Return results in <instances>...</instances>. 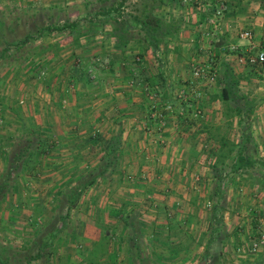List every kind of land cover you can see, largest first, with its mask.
I'll list each match as a JSON object with an SVG mask.
<instances>
[{
  "label": "crops",
  "instance_id": "obj_1",
  "mask_svg": "<svg viewBox=\"0 0 264 264\" xmlns=\"http://www.w3.org/2000/svg\"><path fill=\"white\" fill-rule=\"evenodd\" d=\"M222 1L227 9L221 30L208 37L204 12L185 0H164L156 13L172 18L176 29L158 50L142 52L134 38L124 49L117 45L105 14L115 6L112 0H0V159L13 153L15 140H27L17 154L30 157L22 174L14 166L4 181L10 183H3L12 187V198L0 199V244L11 245L10 230L27 233L29 220L46 217L54 189L73 186H84L75 231L84 251L99 256L104 232L110 236L108 251L127 252L133 264L169 262L167 249L156 240L162 233L176 255L191 253L172 264H193L198 252L218 248L216 237L224 236V243L235 236L245 240L264 227L257 217L264 210V65L238 60L249 43L238 31L251 28L252 43L264 42V0ZM71 21L74 31L54 30ZM233 44L239 45L237 52L229 49ZM96 57L106 63L96 64ZM195 60H225L228 66L207 88L203 116H170L161 132L147 133L149 94L171 96L190 77ZM228 76L251 100L245 153L254 163L237 171L231 165L219 180L212 167L218 144L211 126H228L226 136L235 143L243 137L244 122L217 97ZM12 125L50 147L11 133ZM43 149L50 150L48 160L39 158ZM6 168L0 161V173ZM88 172L93 175L84 181ZM217 183L224 189L225 209L216 213L215 202L207 201L214 207L206 212L204 195L219 199ZM26 185L33 188L22 199L28 206L18 201ZM6 204L16 213L9 214ZM131 214L138 216V226Z\"/></svg>",
  "mask_w": 264,
  "mask_h": 264
},
{
  "label": "rangeland",
  "instance_id": "obj_2",
  "mask_svg": "<svg viewBox=\"0 0 264 264\" xmlns=\"http://www.w3.org/2000/svg\"><path fill=\"white\" fill-rule=\"evenodd\" d=\"M116 1L117 0H112L111 3L115 4ZM142 3L143 0L126 1L123 10L124 16L127 17L128 14H132V15L139 14ZM242 51L244 52V50ZM219 61L214 60L217 73L219 70H227L228 68L226 64L227 62L225 60H219ZM201 62L207 63L209 62V60L201 61ZM231 105L233 104L231 103ZM0 125H4V124L0 122ZM11 127H16V126L12 125ZM227 127L228 126L226 125L211 126L212 132L214 134L215 133L228 134L229 130ZM9 129L10 128H8L3 133H7ZM15 129L16 130L14 131L11 130V133L17 132L19 134H22L26 138L29 135L30 140H32V143L34 144L43 143V148L45 146L50 147V143L47 144L44 142V140L36 141L35 138L37 139V136L33 133L31 135V132L29 133V131L27 132L28 129L26 130V128H17V127ZM15 142L16 144L14 145L12 150L13 153L8 155V157L2 156V159H0V161H2L4 164L7 165L5 172L0 173V199L1 201L5 200L7 203H10L8 199L12 198L10 196V191L12 190L11 189L12 187L3 186V183H10V180H8V182H4L5 180L8 179L9 177L8 174L11 173V171H14L15 167L16 168L18 167L16 171L22 174L23 173L22 170L26 169V166L30 165L29 162L30 157L25 155L19 156L17 154L19 153L23 144L27 142V140H20V141L15 140ZM49 152L50 150L47 151L46 149V151H44L43 149V153L42 154L39 153L40 154L39 158L48 160L47 154ZM92 162H95V159H92ZM99 165L100 167H102L101 164ZM231 165H232L231 159L225 160L223 164H219L218 170L221 173V178H225V175L223 173H225L226 170L229 169V167H231ZM31 175L32 174H29V176ZM92 175H93L92 172L90 173L88 172L87 174L85 173L82 174V177L84 181H86L89 180L90 176ZM76 187L77 186H73L70 188L61 187L58 189H54L52 192V196H53V199L51 200L52 203L50 206L46 208V210H44V213L46 212L47 214L46 217L48 219H45L46 217L44 219L40 217L39 220L37 221L29 220L27 223L28 230L26 229L27 233L22 234L21 232L20 235L15 231V229H13L12 231L10 230V232L14 234V236L10 240L11 248L10 251L5 252L4 254L8 259V264H133V262L131 261V256L128 255L127 252H122L117 247L111 250V252L108 251L110 236H106L107 234H104V232H101V236L99 237V242L97 244L98 245L97 247L100 248L99 256H97L98 252H96L95 250H94L95 252H92L91 250L88 252L84 251L86 245L85 243L81 242L83 238H80V235L78 233H75V231L79 229L80 227L79 225L81 222L80 218L78 217L80 205L82 204L79 202L81 201V198H78L77 200L78 202L72 206L71 212H69L70 208L68 209V207L71 206L69 204L70 196L72 192L75 191ZM25 188H27V190ZM29 190L31 192L33 188H30L28 187V185H26L23 188V191L19 193L20 198L18 199V201H20L21 204H24L25 206L32 205L30 202L29 203L27 202L28 199H26V202L25 200H22L23 197H26L25 194ZM218 195L220 196L219 199H211L208 198L206 195H204L206 202L202 206V209L208 212L210 208L214 206H212V204H208L207 201L215 202L214 205H216L217 207L216 213H221L222 210L225 209V204L221 201L222 197H224V189L222 187H220V191ZM18 207L21 208L22 205L21 206L18 205ZM5 208H7L5 210H7L9 214L11 212H15L13 211L14 210L13 206H8L6 204ZM49 215L50 216L54 215V216L52 218H49L50 217ZM131 215H133L131 216V221H133V223L138 226L139 225L138 222L139 220L137 219L138 216L136 214H131ZM257 217H260V219H262L260 220L259 224L262 223L264 226V210L260 211ZM108 230H110V228ZM206 230L209 231L208 226ZM206 232L200 238L201 244L205 242L207 239ZM260 233L263 234V237H260ZM95 236L96 235H92V237ZM115 237L119 238L118 235ZM166 238L167 236L164 233L156 237V240H159V242L164 247V249L165 248L167 249V256L165 257L166 260H168L169 262H166L165 264L174 263L176 257L181 258L183 256L182 257L183 259L186 255L190 256L191 253L189 252H186L185 256L176 255V251L173 248L174 246L172 247V245L170 246L169 243L167 244L168 238L167 239ZM261 238L263 239V241H261ZM243 239L245 240H240L239 237L235 236L232 238V240L226 241V243H224L225 237L220 235V237L219 236L216 237V241H217L216 244H218V248H215V246L213 245L214 247L211 246L208 249H204L203 251L198 252V257H196V261H194L193 264H264V227L261 226L258 229L257 233H255V235L246 238L244 237ZM121 241L123 240L121 239ZM223 243L227 244L228 247L227 250H224ZM119 244L120 243L118 241L117 245L119 246ZM168 249L170 251H168ZM157 260L159 263L160 262L163 263L160 257Z\"/></svg>",
  "mask_w": 264,
  "mask_h": 264
},
{
  "label": "trees",
  "instance_id": "obj_3",
  "mask_svg": "<svg viewBox=\"0 0 264 264\" xmlns=\"http://www.w3.org/2000/svg\"><path fill=\"white\" fill-rule=\"evenodd\" d=\"M126 1L128 0H117L115 6H111L105 11L108 19L106 21L111 24V34L115 37L117 45L121 49H124L127 43L134 38L140 45L142 52L147 49H151L152 51L158 50L160 44L166 43L167 38L176 29V23L172 18H162L156 13V10L160 8L164 0H143L139 14H128L125 17L123 10ZM111 5L114 4L111 3ZM64 28H70L74 31L76 23L74 21L63 23L61 26H55L54 30H62ZM217 97L225 102L226 111L240 117L244 122L242 126L243 137L238 143L229 139L226 134H214L218 146L214 152L215 160L212 163V167L220 180L221 173L218 170V166L219 164H223L225 160H232V171H237L241 167H250L254 163L252 156L245 153L247 144L250 142L248 120L253 109L251 107V100L248 99L247 95L239 91L230 76L227 77L226 85L220 88ZM220 184L217 183L216 185L215 191L217 195L220 191ZM83 190L84 186L76 187L75 191L72 192L69 201L71 206L77 202ZM218 197L220 196L218 195ZM10 248L11 245L4 246L0 244V264H8V259L4 254L10 251Z\"/></svg>",
  "mask_w": 264,
  "mask_h": 264
},
{
  "label": "built area",
  "instance_id": "obj_4",
  "mask_svg": "<svg viewBox=\"0 0 264 264\" xmlns=\"http://www.w3.org/2000/svg\"><path fill=\"white\" fill-rule=\"evenodd\" d=\"M193 4L205 14L203 33L212 37L219 30L224 20L227 6L222 0H185ZM240 39L249 41L246 49L238 53V60L252 66L264 65V42L252 43L254 33L251 28H243L238 31ZM230 50L237 52L239 45L229 46ZM139 60L138 58H136ZM98 65H104L106 60L99 57L94 58ZM43 73V72H42ZM217 69L214 60L207 63L193 61L190 66V77L186 78L182 86L176 92L172 93L167 99L160 93L152 92L149 94V104L147 115L143 123L147 133H158L163 130L167 117L180 116L198 118L203 116L201 102L205 99L207 88L217 80ZM160 95V96H159ZM19 103H23L22 100ZM260 237L263 234L260 233ZM261 241L263 239L261 238Z\"/></svg>",
  "mask_w": 264,
  "mask_h": 264
}]
</instances>
